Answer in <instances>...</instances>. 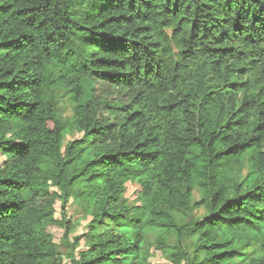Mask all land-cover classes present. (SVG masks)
Listing matches in <instances>:
<instances>
[{
	"label": "trees",
	"instance_id": "obj_1",
	"mask_svg": "<svg viewBox=\"0 0 264 264\" xmlns=\"http://www.w3.org/2000/svg\"><path fill=\"white\" fill-rule=\"evenodd\" d=\"M0 154V264H264V0H0Z\"/></svg>",
	"mask_w": 264,
	"mask_h": 264
},
{
	"label": "rangeland",
	"instance_id": "obj_2",
	"mask_svg": "<svg viewBox=\"0 0 264 264\" xmlns=\"http://www.w3.org/2000/svg\"><path fill=\"white\" fill-rule=\"evenodd\" d=\"M99 95H103V90L99 88L98 91ZM113 97H116L119 102L125 101V96H121L123 100L120 99V97H117V94H113ZM59 98V111L60 115L64 120H71L74 111H73V104L70 101L68 97L64 96V92L60 91L58 94ZM104 111V110H102ZM114 115L111 114L110 118H113ZM84 137V134L82 131H80L77 127H74L72 131H70L68 134H66L65 137V144H67L71 140L75 139H81ZM5 160V157L0 154V163H2ZM137 192L138 188L136 185H129L128 191L126 194L127 202L129 205H133L137 203ZM37 205H44L46 204L44 198H38L36 200ZM70 209L68 214V219L73 220L72 227L66 231L65 223H63L62 220V213H61V202L59 199H56L52 205L53 209L55 210L54 217L56 219V222L49 225V231L54 237L55 242L58 245L60 252H66L69 250V245L72 243H76V249L80 250L85 247L86 242V232H87V224L90 219V215H87L82 207V202L77 199L76 197H72L70 199ZM204 210H199L196 212L197 218H200L204 215ZM75 237H80V240H76ZM174 242V240L172 241ZM154 252L153 258L157 261H167V259L161 255L159 251H156L155 249L152 250ZM65 261L68 262L67 259Z\"/></svg>",
	"mask_w": 264,
	"mask_h": 264
}]
</instances>
